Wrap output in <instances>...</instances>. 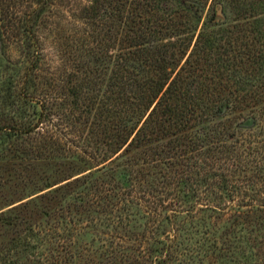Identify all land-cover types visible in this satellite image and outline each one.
Wrapping results in <instances>:
<instances>
[{
    "label": "trees",
    "instance_id": "1",
    "mask_svg": "<svg viewBox=\"0 0 264 264\" xmlns=\"http://www.w3.org/2000/svg\"><path fill=\"white\" fill-rule=\"evenodd\" d=\"M71 1L0 0V170L55 176L0 264H264V0H90L65 35Z\"/></svg>",
    "mask_w": 264,
    "mask_h": 264
},
{
    "label": "rangeland",
    "instance_id": "2",
    "mask_svg": "<svg viewBox=\"0 0 264 264\" xmlns=\"http://www.w3.org/2000/svg\"><path fill=\"white\" fill-rule=\"evenodd\" d=\"M90 0H72L70 4H66L63 12V18L60 22L65 26V35L70 31L78 28L81 31L89 29L86 24V20L80 17V7L87 5ZM189 4L197 7L203 15H205L207 8L203 6L201 2L197 0H184ZM219 12V16L222 13ZM55 24L52 23L48 28L42 29L40 40L43 45V59L41 66L46 70L58 71L65 68H74L73 63L63 61L59 47L55 44V39L63 35V31L57 33L58 28H55ZM57 29V30H56ZM60 31V30H59ZM19 53L11 48H4V51L0 50V63L4 62V59L10 58L12 61H19ZM91 64H96L94 59H91ZM226 113V109L223 108L222 112L218 114L221 117L223 113ZM1 144V142H0ZM35 164V169H25L29 167L28 164ZM2 168L0 170V211H3L13 205L19 204L31 197L41 193V189L55 182V176L52 173L51 166L43 162L20 160L8 158L7 161H2ZM5 227L0 228V234L4 233ZM0 238L5 236L0 235Z\"/></svg>",
    "mask_w": 264,
    "mask_h": 264
}]
</instances>
